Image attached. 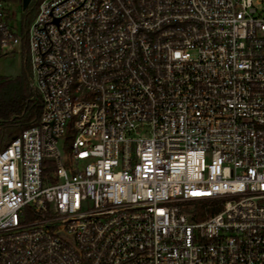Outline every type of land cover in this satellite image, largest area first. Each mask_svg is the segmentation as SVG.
<instances>
[{
  "label": "built area",
  "instance_id": "obj_1",
  "mask_svg": "<svg viewBox=\"0 0 264 264\" xmlns=\"http://www.w3.org/2000/svg\"><path fill=\"white\" fill-rule=\"evenodd\" d=\"M24 33L0 264H264V0H42Z\"/></svg>",
  "mask_w": 264,
  "mask_h": 264
},
{
  "label": "trees",
  "instance_id": "obj_2",
  "mask_svg": "<svg viewBox=\"0 0 264 264\" xmlns=\"http://www.w3.org/2000/svg\"><path fill=\"white\" fill-rule=\"evenodd\" d=\"M41 1L32 0L24 10L23 31L34 19ZM23 43L27 46V35ZM25 64L28 65V60ZM27 81L24 70L14 79H3L0 76V150L24 129L37 124L41 118L43 106L39 100L32 97Z\"/></svg>",
  "mask_w": 264,
  "mask_h": 264
},
{
  "label": "rangeland",
  "instance_id": "obj_3",
  "mask_svg": "<svg viewBox=\"0 0 264 264\" xmlns=\"http://www.w3.org/2000/svg\"><path fill=\"white\" fill-rule=\"evenodd\" d=\"M10 5L11 24L12 26L25 38L26 34L22 29V21L24 10L22 7V0H8ZM33 21V20H32ZM27 60L26 46L19 45L15 51L0 52V76L3 79H14L24 73L27 77V85L32 91V87L29 81V72H31V66L25 64ZM33 94V91H32ZM33 97V95H32ZM67 143L64 144L65 139L60 140L61 147L64 150L70 149L72 137H66Z\"/></svg>",
  "mask_w": 264,
  "mask_h": 264
},
{
  "label": "water",
  "instance_id": "obj_4",
  "mask_svg": "<svg viewBox=\"0 0 264 264\" xmlns=\"http://www.w3.org/2000/svg\"><path fill=\"white\" fill-rule=\"evenodd\" d=\"M32 0H22V7L23 9H26Z\"/></svg>",
  "mask_w": 264,
  "mask_h": 264
}]
</instances>
